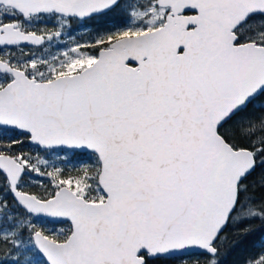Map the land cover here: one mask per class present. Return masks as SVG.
Returning a JSON list of instances; mask_svg holds the SVG:
<instances>
[{"label": "snow or ice", "instance_id": "snow-or-ice-1", "mask_svg": "<svg viewBox=\"0 0 264 264\" xmlns=\"http://www.w3.org/2000/svg\"><path fill=\"white\" fill-rule=\"evenodd\" d=\"M264 264V0H0V264Z\"/></svg>", "mask_w": 264, "mask_h": 264}, {"label": "trees", "instance_id": "trees-1", "mask_svg": "<svg viewBox=\"0 0 264 264\" xmlns=\"http://www.w3.org/2000/svg\"><path fill=\"white\" fill-rule=\"evenodd\" d=\"M243 255V252L240 250L232 252L226 259L228 261V264H234V262L238 261L241 256Z\"/></svg>", "mask_w": 264, "mask_h": 264}]
</instances>
